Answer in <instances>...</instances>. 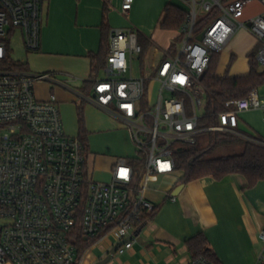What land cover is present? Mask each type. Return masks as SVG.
<instances>
[{"label": "built area", "instance_id": "built-area-1", "mask_svg": "<svg viewBox=\"0 0 264 264\" xmlns=\"http://www.w3.org/2000/svg\"><path fill=\"white\" fill-rule=\"evenodd\" d=\"M121 1L128 15L134 0ZM176 1L187 14L179 29L181 46L164 51L150 67L143 64L138 31L109 32L105 76L93 79L92 99L130 131L138 156L118 158L111 179L99 181L89 174L79 136L66 132L57 95L36 94V84L52 74L3 66L12 28L20 29L28 50L40 49L44 0H0V264H78L73 233L80 216L84 236L111 234L124 242L117 250L123 254L155 209L144 195L147 179L174 173L177 151L204 131L198 110L207 106L203 77L213 56L245 28L258 41L256 58L264 68V9L246 17L255 0ZM200 17H208L206 27L199 26ZM135 59L139 77L132 75ZM224 106L207 130L240 134V113L261 111L264 120V89ZM260 239L264 244V229ZM184 264L214 263L199 256Z\"/></svg>", "mask_w": 264, "mask_h": 264}, {"label": "crops", "instance_id": "crops-1", "mask_svg": "<svg viewBox=\"0 0 264 264\" xmlns=\"http://www.w3.org/2000/svg\"><path fill=\"white\" fill-rule=\"evenodd\" d=\"M71 1L73 2L46 0L47 12L42 28L41 46L36 52L29 53L28 68L25 71L30 72L29 66L33 65L38 70L35 71L37 73L52 74V79L36 84V94L41 99L48 98L52 93L57 95L65 129L69 135L80 134V106L84 110L88 136L111 135L113 140L106 146L105 153H90L87 162L89 174L93 179L109 181L116 160L129 158L124 157V152L134 150V147L129 148L133 141L130 131L94 102L93 84L90 86L87 82L99 77V73L94 76L93 65L99 58L105 60L103 55L106 48L109 49V32L114 28L125 27L112 22V13L108 8L111 0H74L78 3L76 11L68 8ZM168 3L176 5L177 1L171 0ZM164 9L165 6L163 19ZM119 12L124 15L121 7ZM260 12L262 10L254 13L247 8L246 17ZM130 13L131 11L128 15ZM72 29L76 32L75 39L60 36L63 32L72 33ZM140 36L143 42L149 43L141 56L144 66L155 64L164 51L173 52V43L168 49L161 51L151 37L141 32ZM257 52L256 37L245 28L237 29L225 48L217 53L219 61L224 56L229 64L227 71L219 72L217 69L218 73H227L233 77L249 74L250 55ZM231 68L238 71L233 74L230 72ZM82 82H85L84 87H81ZM258 88L262 91L264 85ZM250 113L252 111L240 113V134L236 135L243 140H251L254 136L258 142H264L263 137L255 130L256 127L252 128L244 117ZM261 122L264 123L263 118ZM121 130H124L126 144L129 142L125 148L115 139L122 134ZM146 182L151 188L147 191L145 189L144 195L154 202L157 207L156 214L142 229L133 246L123 254L116 252L106 264H184L191 257L188 239L200 233L206 235L210 248L217 254L221 264H264L261 260L264 245L260 239V232L264 229V204L260 202L258 193H255L264 188V179L250 187L242 174H231L222 179L203 177L196 180L188 200L183 196L180 197L181 201L176 202H171V195L175 188L182 184L178 176L173 173L155 175L149 177ZM246 191L249 195L248 201ZM166 194L169 195L160 204ZM94 240L83 253L81 264H95L106 258L117 244L113 235L105 232Z\"/></svg>", "mask_w": 264, "mask_h": 264}, {"label": "trees", "instance_id": "trees-1", "mask_svg": "<svg viewBox=\"0 0 264 264\" xmlns=\"http://www.w3.org/2000/svg\"><path fill=\"white\" fill-rule=\"evenodd\" d=\"M187 14L178 6L167 3L164 9V19L161 26L166 29H177L185 23ZM208 17L200 19L199 26L201 27L204 20ZM140 41L143 44L144 51L147 49L149 43ZM109 48V47H108ZM108 50H105V60L99 58V61L94 63V76H97L100 69L105 67L106 56ZM257 53L250 55V72L244 76H229L226 74H219L218 62L219 56L215 54L209 69L203 77V84L206 88L207 106L206 114L201 118V122L206 126H214L218 123V114L225 109L224 103L228 100L247 96L251 90L264 85V68L256 58ZM95 59V58H94ZM3 66H15L19 70H27V63L19 61L17 64L11 61L10 56L3 61ZM90 86L93 80L87 82ZM79 123L80 134L79 138L82 141L86 152L89 150L88 133L85 127V117L83 107H79ZM239 137L231 133V137ZM240 138V137H239ZM256 139L254 136L252 137ZM242 139V138H241ZM243 140V139H242ZM244 149L241 153L231 154L217 158H207V154L214 147L210 146L208 149L199 151L195 148L186 147L179 150L176 155L177 169L184 170L183 178L185 182L193 179H200L207 176H212L216 179H222L231 174H242L248 181L250 187L257 184L264 179V144L254 140H243ZM157 211V207L149 217L152 219ZM145 223L141 224L144 227ZM75 244L78 250V260L81 259L85 250L92 245L96 238H88L83 235L81 231V216L78 217L74 229ZM188 249L191 257L203 256L213 262L214 264H221L217 254L210 248L208 238L206 235L200 233L190 237L187 241Z\"/></svg>", "mask_w": 264, "mask_h": 264}, {"label": "rangeland", "instance_id": "rangeland-1", "mask_svg": "<svg viewBox=\"0 0 264 264\" xmlns=\"http://www.w3.org/2000/svg\"><path fill=\"white\" fill-rule=\"evenodd\" d=\"M170 1L171 0H134L133 8L131 9V13L128 16H124L121 14V12H119L120 7H121V0H111L108 3V8L110 9L109 12L112 13L111 20L114 24L125 27V28H133L139 33L141 32L145 34L146 36L151 37L156 47L162 51V50L168 49L172 45V43L174 44L173 46L174 49L175 48L177 49L181 46V38L178 37L179 30L166 29L161 26V21L163 19V8L165 4ZM45 2L46 0H44L43 2V19H42V25H41V34H42V28L44 26V21H45L46 12H47ZM77 6H78V3L73 0V2L72 1L69 2L68 8L71 11L73 10L76 11L78 8ZM248 8L254 13L258 12L259 10L264 9V7L260 3V0H255L251 2L248 5ZM200 19H203V17H200ZM207 21L208 19H205L202 26L206 27ZM72 28H74V26H72ZM75 33L76 32L74 31V29H72V33L68 34V33L63 32V34H60V36H68V37H72L73 39H75L76 37ZM8 41H9L10 59L16 64L19 61L28 63L29 53L36 52V51L28 50L26 48L24 41H23L22 33L19 28H12V33L9 35ZM218 64H219L218 66L219 72L223 70L227 71L229 64H228V61L224 59V56L221 57V60L219 61ZM246 65L249 66L248 61H246ZM29 68L31 69L30 71L31 73H37L35 71H38L36 70V68H34L33 65L29 66ZM133 68L134 70H133L132 75L134 77H139L141 75V63L138 59H135L133 63ZM8 69L17 70L18 68L15 66H9ZM237 71L238 69H232V68L230 69V72L233 74H235ZM98 76L100 78L105 76V72L103 71V69H100ZM84 86H85V82H82L81 87H84ZM204 104L205 105L207 104V96L204 97ZM198 113L200 116L203 117L206 114V108L205 107L199 108ZM244 117L248 121L249 125L252 126V128L256 127L255 130L264 139V123L261 122V119H262L261 111H252L250 115L244 116ZM208 127L210 126L204 125L200 120L199 128L204 129V131L199 133L196 136V139H197L196 143L184 145L183 148L191 147L199 151L200 150L203 151L205 149H208L210 146L214 147L207 154H205V157L207 158H217V157L227 156L231 154H238L243 151L244 143L241 138L237 136L232 138L231 133L229 132L209 131L207 130ZM121 133L122 134L119 135L115 139H118L117 143L120 146L124 145L122 146V148H125L129 142H127L126 144L127 139L124 136V130H121ZM262 137H260L261 138L260 140H262ZM112 140L113 138H111V135H103V134L102 135L93 134L91 136L89 135L88 136L89 150L87 151V156H89L90 153H94L96 155L105 153L106 146ZM130 147L133 148L134 146L129 145V148ZM136 156H138V153L135 150L130 149L124 152V157L134 158ZM184 174H185L184 170H178V169L173 173V175L178 176V179L180 180V182L185 181V179L183 178ZM196 180L197 179H193V180H189L184 183L185 187L183 191L177 195L176 201H181L180 197L183 198V196L186 197L187 200L189 199L191 195L190 194L191 188L196 184ZM148 182H146V188H145L146 191L151 188ZM153 189H157V188H153ZM255 193H258L260 202L264 204V188H262V190L258 189V191H256ZM168 195L169 194H166L163 197L160 204H162L165 201ZM245 196H246V200L248 201L249 199L248 191H246ZM171 202H174V201L171 200ZM261 244H263V242ZM78 264H81V263L79 262Z\"/></svg>", "mask_w": 264, "mask_h": 264}, {"label": "water", "instance_id": "water-1", "mask_svg": "<svg viewBox=\"0 0 264 264\" xmlns=\"http://www.w3.org/2000/svg\"><path fill=\"white\" fill-rule=\"evenodd\" d=\"M199 39H202V36H199ZM183 188H184V184H180V185H178V186L175 188V190L173 191V195H178V194L182 191ZM139 239H140V238H139ZM123 243H124L123 241L117 243V244L112 248V250L110 251V254H109L106 258H104V259H102V260H99V261L96 262L95 264H106V263L112 258V256L116 254L118 248H119L120 246H122Z\"/></svg>", "mask_w": 264, "mask_h": 264}]
</instances>
